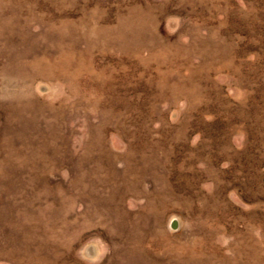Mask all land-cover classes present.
Here are the masks:
<instances>
[{
	"label": "rangeland",
	"instance_id": "obj_1",
	"mask_svg": "<svg viewBox=\"0 0 264 264\" xmlns=\"http://www.w3.org/2000/svg\"><path fill=\"white\" fill-rule=\"evenodd\" d=\"M0 264H264V0H0Z\"/></svg>",
	"mask_w": 264,
	"mask_h": 264
}]
</instances>
